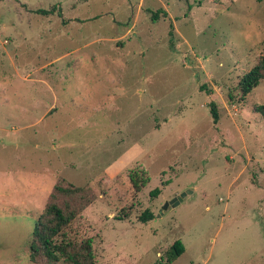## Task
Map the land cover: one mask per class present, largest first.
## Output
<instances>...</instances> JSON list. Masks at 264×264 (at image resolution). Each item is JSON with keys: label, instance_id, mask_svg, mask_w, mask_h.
Here are the masks:
<instances>
[{"label": "rangeland", "instance_id": "1", "mask_svg": "<svg viewBox=\"0 0 264 264\" xmlns=\"http://www.w3.org/2000/svg\"><path fill=\"white\" fill-rule=\"evenodd\" d=\"M263 55L264 0H0V264L58 181L99 264H264Z\"/></svg>", "mask_w": 264, "mask_h": 264}, {"label": "trees", "instance_id": "2", "mask_svg": "<svg viewBox=\"0 0 264 264\" xmlns=\"http://www.w3.org/2000/svg\"><path fill=\"white\" fill-rule=\"evenodd\" d=\"M37 11L42 14H49L55 10L51 8L49 10L38 9ZM161 11L152 12V19L159 18ZM58 15L61 16L60 11H58ZM263 79L264 55L239 79L237 87L239 95L241 97L247 95ZM208 107L213 122L217 123L219 119L217 104L214 101H210ZM253 110L258 112L264 119V103L254 104ZM85 191V187L77 186L70 182L63 183L58 181L53 185L43 210L35 219L32 241L29 247V260L31 262L40 261L42 264H55L62 260L66 264H99L94 259L90 239L77 242L73 239L71 240L64 231L77 217L79 207L72 205L66 200L63 201V204L58 201L59 196L74 195ZM152 216V212L145 209L139 217L142 221H146ZM183 251V244L176 240L165 251L166 261L168 263L172 262Z\"/></svg>", "mask_w": 264, "mask_h": 264}, {"label": "water", "instance_id": "3", "mask_svg": "<svg viewBox=\"0 0 264 264\" xmlns=\"http://www.w3.org/2000/svg\"><path fill=\"white\" fill-rule=\"evenodd\" d=\"M190 191L191 190H185V191L181 192L180 194L176 195L175 197H173L171 200L166 201L162 205L161 209H166L169 205H173V206L177 205L187 193H190Z\"/></svg>", "mask_w": 264, "mask_h": 264}]
</instances>
